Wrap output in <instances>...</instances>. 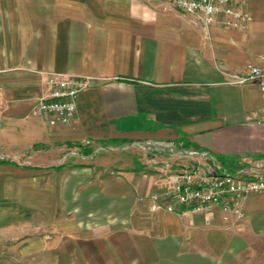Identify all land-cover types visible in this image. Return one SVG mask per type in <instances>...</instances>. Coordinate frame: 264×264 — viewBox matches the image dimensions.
<instances>
[{
    "label": "crops",
    "instance_id": "obj_1",
    "mask_svg": "<svg viewBox=\"0 0 264 264\" xmlns=\"http://www.w3.org/2000/svg\"><path fill=\"white\" fill-rule=\"evenodd\" d=\"M16 1L23 9L24 0ZM239 5L247 15L240 29L219 21L205 27L146 0H32L31 20H13L7 8L10 18L0 20V160L8 161L0 163L2 246L15 247L24 229L33 230L24 226L23 208L34 186L54 180L61 150L88 157L78 145L113 140L144 146L139 156L108 165L111 174L98 170L90 179L111 202L117 257L127 254V264L137 254L147 264H264V193L243 199L240 221L218 208L198 213L176 203L173 212L150 211L148 201L177 173L208 169L212 160L235 173L264 159L258 88L228 77L249 66L264 70V0ZM50 72L91 78L71 120L37 111ZM191 150L198 155L188 156ZM104 163L75 168L93 174ZM54 216L48 212L47 230Z\"/></svg>",
    "mask_w": 264,
    "mask_h": 264
},
{
    "label": "rangeland",
    "instance_id": "obj_2",
    "mask_svg": "<svg viewBox=\"0 0 264 264\" xmlns=\"http://www.w3.org/2000/svg\"><path fill=\"white\" fill-rule=\"evenodd\" d=\"M0 5V20H7V8L11 9L13 20L21 17L23 20L32 19V0H24L23 9L19 7L20 1L16 0H0ZM134 147L130 144L94 145L88 157H81V152L74 148L61 150L56 159L54 180L46 177L39 186H34V199L28 202L30 208H23L24 226L33 230L24 229L23 239L17 241L15 247H11L12 241L4 246L0 244V264H127V254L117 257L113 252V246L120 239L117 241L118 234L111 233V214L107 213L111 211V202L102 201L101 196H97L99 186L90 185V179L98 170H101L99 176L111 174L108 165H115L119 159L127 160L128 156H139L144 150L142 144ZM97 161L106 162L105 168H96L93 174L75 168L79 164L94 165ZM155 196L160 204L166 203L163 195L156 192L148 198L150 211H159L152 209ZM97 208L102 209L104 215L98 214ZM53 211L55 216L50 220H54L55 228L51 231L45 226L48 212L51 214ZM89 211L92 212L91 217L86 215ZM97 224L102 226L92 227ZM40 240L45 245L51 243L50 249H42ZM123 244L126 245L125 240ZM136 260V264H147L141 255L138 257L137 254Z\"/></svg>",
    "mask_w": 264,
    "mask_h": 264
},
{
    "label": "built area",
    "instance_id": "obj_3",
    "mask_svg": "<svg viewBox=\"0 0 264 264\" xmlns=\"http://www.w3.org/2000/svg\"><path fill=\"white\" fill-rule=\"evenodd\" d=\"M146 1L157 3L163 11L175 10L185 15H192L205 27H209L214 21H219L224 28L240 29L247 16L240 8L241 0ZM228 77L232 84L247 82L256 84L262 102L258 114L264 128V70L259 66H249L243 73L228 74ZM90 82V77L48 73L47 91L39 99L37 111L58 120H71L77 113L78 96L89 87ZM187 155L194 157L198 153L191 150ZM212 161L214 164V160ZM213 164L205 170L195 167L177 173L162 196L166 203L160 204L155 196L152 209L173 212L175 203L198 213L218 208L224 214V219L232 215L235 221L242 220L243 199L249 195L264 193V159L257 161L256 167L247 172L231 173Z\"/></svg>",
    "mask_w": 264,
    "mask_h": 264
},
{
    "label": "trees",
    "instance_id": "obj_4",
    "mask_svg": "<svg viewBox=\"0 0 264 264\" xmlns=\"http://www.w3.org/2000/svg\"><path fill=\"white\" fill-rule=\"evenodd\" d=\"M119 143H120V142L113 141V140H107V141H105V142H101L102 145H117V144H119ZM120 144H121V143H120ZM78 147L81 148V150H82V154H83V155L88 156V155H90L91 152H92V149H91L90 146H84V147H82V146L78 145ZM5 162H8V161H3V160L1 161V160H0V163H5Z\"/></svg>",
    "mask_w": 264,
    "mask_h": 264
}]
</instances>
